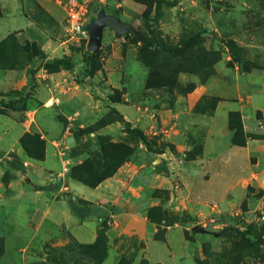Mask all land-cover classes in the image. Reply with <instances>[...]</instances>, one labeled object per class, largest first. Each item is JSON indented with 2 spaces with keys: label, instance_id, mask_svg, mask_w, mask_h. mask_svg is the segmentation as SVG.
<instances>
[{
  "label": "rangeland",
  "instance_id": "obj_1",
  "mask_svg": "<svg viewBox=\"0 0 264 264\" xmlns=\"http://www.w3.org/2000/svg\"><path fill=\"white\" fill-rule=\"evenodd\" d=\"M79 1L87 7L84 25L73 29L67 21L68 13L64 22L70 51L63 58L72 61V70L48 71L45 64L55 59L48 60L37 42H20L11 35L0 43V68L28 67L30 76L31 83L22 89L0 92V115L11 117L31 131L20 139L25 158L44 161L47 147L54 141L51 143L64 167L61 172L49 173L52 185L76 176L100 183L127 163L135 162L145 177L152 176L148 216L152 231L164 241L155 235L154 239L166 243L172 227L182 228L170 235L171 248L179 258L177 264H264V244L252 247L238 232L245 230L253 240L264 239V184L253 178L254 183L245 186V198L225 210L217 200L224 186L218 178L212 184L201 179L206 186L200 187H208L206 196L210 200L196 201L192 197L199 187L196 176H208L204 147L212 117L217 111L220 117L225 114L224 103H237L252 116L264 118L261 111L248 108L250 98L261 101L264 97V0ZM60 3L66 9L65 0ZM101 10L133 25L139 35L118 37L106 28L102 55L90 62L87 26ZM55 74L61 77L58 82L70 83L74 99L59 102L50 116L38 120L46 134L43 136L33 118L43 104V88L52 92L48 75ZM59 90L55 94H61ZM231 113L239 115L236 121L242 130L237 140L243 147L249 138L260 137L246 134V111L229 112L228 121ZM262 120L259 128L264 127ZM132 128L144 131L154 151L131 133ZM229 129L235 145L236 132L230 123ZM161 156L164 160L157 163ZM200 160H204V167ZM158 164L162 166L159 175ZM26 167L18 151L0 153V183L6 187L1 192H7L9 183ZM66 167L70 173L65 175ZM223 167L216 163L213 171ZM61 174L64 176L59 177ZM55 176L57 180L52 181ZM170 176L172 186L164 189V178ZM65 186L60 187L67 192ZM80 204L74 206L82 212L86 204ZM194 227L212 233H196ZM50 236L33 240L28 248V264H93L90 250L84 248L87 245L64 232L61 237L67 243L58 247L54 238L60 237ZM73 241L83 247L72 245ZM106 242L105 261L109 256L107 235ZM124 244L130 245L129 250L119 254L114 264H149L145 243L129 238ZM4 251V239L0 238V257ZM156 251L152 245V257Z\"/></svg>",
  "mask_w": 264,
  "mask_h": 264
},
{
  "label": "crops",
  "instance_id": "obj_2",
  "mask_svg": "<svg viewBox=\"0 0 264 264\" xmlns=\"http://www.w3.org/2000/svg\"><path fill=\"white\" fill-rule=\"evenodd\" d=\"M60 1L0 0V43L15 35L20 42H37L48 55V60L61 59L68 55L70 49L64 27L67 12ZM48 78L52 92L43 88V104L33 118L39 129L38 120L43 116H50L56 104L70 103L74 99L68 81L58 82L61 77H57V74L48 75ZM30 83L28 67L0 68L1 93L8 94ZM56 90L61 94H55ZM224 104L225 114L220 117L217 111L211 119L210 135L204 147L208 176H196L199 187L192 194L196 201L210 200V196H206L208 187H200L206 186L201 179L212 184L218 178L224 184L221 188L222 194L217 199L223 210L235 207L245 198V186L254 183L253 178L264 184V127L259 128L264 118L252 116L247 108L242 110L237 103ZM248 108L253 112L259 110L264 116V97L261 101L250 98ZM240 110L243 114L246 111L243 115L246 134L260 135L249 138L245 147L231 143L233 135L229 129V112ZM40 131L46 136L41 129ZM26 132H31L28 127L14 122L7 115H0V153L18 151L28 165L9 183L7 192H1L6 187L0 183V238L4 239L5 249L0 257V264H28V248L35 238L48 239L52 233L54 237H60L54 238L57 240L55 244L63 247L67 242L61 236L66 232L80 244L92 245L97 241L100 229L104 228L109 240V256L104 264H114L119 254L128 252L130 245L126 246L124 243H128L129 238L145 243L149 264H177L179 258L171 248L170 235L173 230L182 228L172 227L168 231L166 243L154 239L155 234L148 217V209L152 206V196L148 193L152 190V176L145 177L144 170L137 169L135 162H129L94 188L74 179L52 185L48 178L49 173L61 172L64 167L51 143L54 141H50L47 147L45 160L36 162L25 158L20 149V139ZM57 134L58 132L55 135ZM163 160L164 156H161L157 163ZM199 162L204 167V160ZM216 163L219 166L224 165L225 169L214 172ZM164 179L167 181L164 189H170L171 176ZM61 184H67L64 187L67 192L60 187ZM155 186L154 183L153 187ZM80 202L86 204L82 212L74 206ZM183 238L186 243L189 242L184 234ZM152 245L157 248L153 257ZM131 248L136 251L134 247Z\"/></svg>",
  "mask_w": 264,
  "mask_h": 264
},
{
  "label": "trees",
  "instance_id": "obj_3",
  "mask_svg": "<svg viewBox=\"0 0 264 264\" xmlns=\"http://www.w3.org/2000/svg\"><path fill=\"white\" fill-rule=\"evenodd\" d=\"M181 0H175V2H179ZM2 15V11H1V6H0V16ZM141 38V37H140ZM143 40V39H142ZM102 55V49H100L97 53H91L90 51H87V59L90 62H95L97 59H99ZM48 71L50 70H58L61 68H64L66 70H72L74 68V65L72 63V61L68 58H61V59H55L53 61L47 62L44 66ZM239 115L237 113H231L230 114V119H229V123L230 126L232 128V130H235L236 134H235V138H234V144L240 147H243L244 144L238 142L237 138L240 136V132L242 130V125L238 124V121H236V118H238ZM131 133L134 134V136H136L137 138H139L141 141L145 142L147 144V147L150 151H154L153 147H152V143L150 141V139L147 137V135L144 133V131L135 128V129H130ZM40 157V155H39ZM43 159V157L41 158ZM96 164H94L95 166ZM156 172L157 173H162V166L159 165L156 167ZM117 172H115L116 174ZM114 174V175H115ZM113 176V175H112ZM110 176V177H112ZM109 176L106 179L110 178ZM72 179H74L75 181H79L82 182L90 187H97L99 184H101L103 181L99 182H90L88 177H72ZM149 217V216H148ZM239 234L241 235L242 239L249 244L252 247H256L260 244H264V239L262 240H253L252 238H250L247 233L245 232V230H238ZM155 238L159 241H164L163 238H157V235H155ZM72 245L74 246H78V247H83L81 245H78L77 242L73 241ZM87 250H90L89 255L90 258L93 261V264H102L107 255H106V251H107V242H106V235L105 232L100 230L99 231V235H98V239L97 241L92 244V245H87L86 247H84Z\"/></svg>",
  "mask_w": 264,
  "mask_h": 264
},
{
  "label": "water",
  "instance_id": "obj_4",
  "mask_svg": "<svg viewBox=\"0 0 264 264\" xmlns=\"http://www.w3.org/2000/svg\"><path fill=\"white\" fill-rule=\"evenodd\" d=\"M106 28H111L118 37H123L128 33H133L137 36L139 35L138 31L133 25L124 22L116 15H110L104 10H101L98 14V17L90 22L87 26V30L90 34L88 51L91 53H97L100 50L104 37V30ZM193 231L201 234L212 233L209 230L201 227H194Z\"/></svg>",
  "mask_w": 264,
  "mask_h": 264
},
{
  "label": "built area",
  "instance_id": "obj_5",
  "mask_svg": "<svg viewBox=\"0 0 264 264\" xmlns=\"http://www.w3.org/2000/svg\"><path fill=\"white\" fill-rule=\"evenodd\" d=\"M66 3V10L68 13L67 16V21L69 23V25L73 28V29H77L82 27L83 24V20L87 14V7L85 4L81 3L79 0H65ZM67 173H70V168L66 167L65 169V175ZM64 175H59V177H62ZM56 177V176H55ZM53 178L52 181H56V178Z\"/></svg>",
  "mask_w": 264,
  "mask_h": 264
}]
</instances>
